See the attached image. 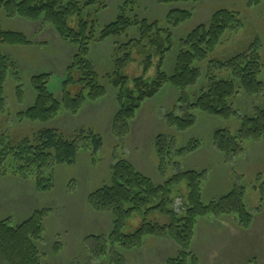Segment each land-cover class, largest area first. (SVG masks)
<instances>
[{
	"label": "trees",
	"instance_id": "obj_1",
	"mask_svg": "<svg viewBox=\"0 0 264 264\" xmlns=\"http://www.w3.org/2000/svg\"><path fill=\"white\" fill-rule=\"evenodd\" d=\"M154 1L159 5L196 2ZM258 1L249 0L248 5H257ZM126 5L125 2L120 6L113 22L96 30L94 20L89 19V10L94 9V13L103 10V0H0V11L6 18H20L38 25H48L73 49L64 70L60 100L47 88L50 73L31 77L30 88L34 93V102L18 118L19 122H39L43 127L16 142L0 134V163L11 168V171L5 169L2 173L8 171L9 174L31 178L38 188H43L45 183L49 187L56 165L72 164L79 149H86L88 140L97 143L96 148L99 147V135L91 129H77L68 139L57 128L44 125L55 118L60 110L76 116L84 104L95 103L105 96L106 88L89 59L91 44L120 37L133 27L138 31V39L119 45L113 60L114 70L105 75L108 84L117 92L118 108L111 122L112 132H119L117 134L121 137L126 136L141 105L153 99L169 84L177 91L173 107L177 115L170 112L166 116V125L174 132L181 133L193 127L195 111L236 121L233 131L222 129L212 136V144L222 154L225 164H230L243 154L245 142L264 140V108L257 107L252 114L245 116H239L233 108L239 94L243 93L254 102L264 91V72L255 44L226 60L211 58L225 33L241 28L238 13L218 10L206 25L196 27L179 40L174 68L172 74L168 75L164 69V59L173 48L171 28L188 20L190 13L171 8L164 21L167 27L162 28L157 21L140 20L135 15L129 18L127 13L133 10L128 11ZM31 44L32 41L23 33L4 30L0 26V113L5 107L6 84L10 80L20 81L19 70L15 62L5 54L4 48ZM134 51L143 56V72L141 77L133 80V87L129 88L122 70L132 60ZM154 57L159 58L155 78L148 81L143 75L152 66ZM202 76L203 86L197 96L190 99L187 90L195 87ZM14 90L16 101L22 103L20 86ZM198 146V141H193L175 151L182 157L194 152ZM154 147L162 168L165 154L169 155L172 151L170 140L157 136ZM47 166L51 167L50 173L44 171ZM205 173L204 170H179L156 183L131 161L119 159L114 162L109 168L107 185L87 198L90 209L96 214H107L111 225L107 236L93 237L95 244L90 255L123 264L118 252L136 251L147 238H167L177 250L176 257L168 258L165 264H198L191 246L199 219L231 216L238 228L248 230L255 213L261 210L264 190L260 204L252 211L247 204L246 187L235 186L219 200L203 203ZM177 199L181 201V207L175 212ZM45 217L46 211L38 210L16 225L11 224L9 219L0 220V264H44L41 244L44 241ZM132 219H139V225L134 229L128 224ZM112 252L115 258L110 257Z\"/></svg>",
	"mask_w": 264,
	"mask_h": 264
},
{
	"label": "rangeland",
	"instance_id": "obj_2",
	"mask_svg": "<svg viewBox=\"0 0 264 264\" xmlns=\"http://www.w3.org/2000/svg\"><path fill=\"white\" fill-rule=\"evenodd\" d=\"M125 2L126 9L133 10L127 13L129 18L135 15L140 20L157 21L162 28L167 27L164 21L171 8L190 13L188 20L171 28L173 48L164 59V69L168 75L172 74L174 68L179 40L196 27L206 25L211 16L221 9L238 13L241 28L227 31L211 58L226 60L255 44L264 72V0L251 6L248 5L249 0H196L194 3L176 5H159L154 0H103V10L97 13H94V9L89 10V19L94 20L95 29L100 30L113 22L117 18L118 9ZM0 26L4 30L23 33L32 41L31 45L4 48L5 54L15 62L19 70L20 81L10 80L4 88L6 98L5 107L0 113V134L16 142L43 127L39 122H19L18 118L34 102V93L30 88L31 77L50 73L47 88L60 100L64 70L73 49L48 25H38L20 18L8 19L0 11ZM137 39L138 31L133 27L120 37L93 42L89 59L106 88L105 96L95 103L84 104L76 116L60 110L55 118L44 125L57 128L68 139L77 129H91L99 135L98 148L97 143L88 140L86 149H79L72 164L54 167L53 178L49 183L51 186L45 183L43 188H38L31 178L9 174L11 168L0 163V220L9 219L11 224L16 225L29 218L33 211H46L44 241L41 244L44 264H119L90 255L95 244L93 237L107 236L111 225L107 214L94 213L87 202L90 194L107 185L109 168L119 159L131 161L156 183L179 170H191L192 166L204 168L201 171L207 170V180L202 191L203 203L219 200L236 186L247 188L249 210H255L260 204L264 190V140L245 142L243 154L230 164H225L222 154L212 144V136L222 129L233 131L236 121L195 111L193 127L181 133L174 132L166 125L167 114L173 112L177 115L173 108L177 91L169 84L153 99L141 105L126 136L121 137L117 134L119 132L111 131V122L118 108L117 92L108 84L105 75L114 70L113 60L119 45ZM131 59L122 70L129 88L133 87V80L141 77L143 72V56L134 51ZM158 60V57L152 59V66L143 75L145 80L155 78ZM203 80L202 76L195 87L187 90L190 99L197 96ZM16 86H20L23 93L22 103L16 101ZM257 107L264 108V91L254 102L241 93L233 106L239 116L250 115ZM157 136L169 139L172 148L169 155L165 154L162 168L154 147ZM193 141L199 143L194 152L182 157L176 154L175 150ZM5 169L8 171L4 174L2 172ZM44 171L50 173L51 167L47 166ZM180 207L181 201L175 200V212ZM138 220L132 219L128 222L129 226L134 229L139 225ZM191 247L198 264H264V198L258 218L248 230L238 228L231 216L199 219ZM176 250L174 243L167 238H147L138 250L120 251L118 254L123 264H165L168 258L176 257ZM113 256L114 252L110 257Z\"/></svg>",
	"mask_w": 264,
	"mask_h": 264
},
{
	"label": "crops",
	"instance_id": "obj_3",
	"mask_svg": "<svg viewBox=\"0 0 264 264\" xmlns=\"http://www.w3.org/2000/svg\"><path fill=\"white\" fill-rule=\"evenodd\" d=\"M220 162H222L221 161V159H220ZM204 163L206 164V162L204 161ZM208 167V166H207ZM224 167H226V166H224ZM201 169H204V168H201ZM201 169L200 168H196L195 166H192L191 167V170H194V171H201ZM205 169H207L206 167H205ZM204 171H207V170H204ZM206 180H207V178L205 177V183H206ZM205 183H204V188H205ZM249 195H248V193H246V200H247V202L249 201V197H248ZM248 204V203H247ZM258 218V214H257V216L255 217L254 216V219H253V221L254 220H256V219ZM253 224V223H252Z\"/></svg>",
	"mask_w": 264,
	"mask_h": 264
}]
</instances>
